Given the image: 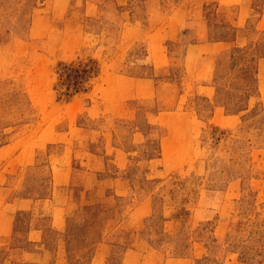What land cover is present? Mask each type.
I'll list each match as a JSON object with an SVG mask.
<instances>
[{
  "label": "rangeland",
  "instance_id": "obj_1",
  "mask_svg": "<svg viewBox=\"0 0 264 264\" xmlns=\"http://www.w3.org/2000/svg\"><path fill=\"white\" fill-rule=\"evenodd\" d=\"M0 264H264V0H0Z\"/></svg>",
  "mask_w": 264,
  "mask_h": 264
},
{
  "label": "trees",
  "instance_id": "obj_2",
  "mask_svg": "<svg viewBox=\"0 0 264 264\" xmlns=\"http://www.w3.org/2000/svg\"><path fill=\"white\" fill-rule=\"evenodd\" d=\"M65 70H69V73L67 74L68 77V83L66 84L67 90L69 87L73 86L78 89V86L81 84L80 81H78L77 75H80V72H82L84 75L88 74L91 71V68L87 69L86 65H77L76 67H73V65H67L65 66ZM76 76V77H75Z\"/></svg>",
  "mask_w": 264,
  "mask_h": 264
}]
</instances>
